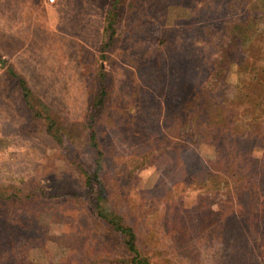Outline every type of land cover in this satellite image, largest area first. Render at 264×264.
<instances>
[{
	"label": "rangeland",
	"instance_id": "374dc122",
	"mask_svg": "<svg viewBox=\"0 0 264 264\" xmlns=\"http://www.w3.org/2000/svg\"><path fill=\"white\" fill-rule=\"evenodd\" d=\"M247 1L0 0V264H125L101 210L150 264H264V135L195 137L190 104L201 85L242 97L241 47L219 42L230 54L210 75L221 47L201 40L246 27ZM234 106L242 129L250 110Z\"/></svg>",
	"mask_w": 264,
	"mask_h": 264
},
{
	"label": "trees",
	"instance_id": "16d2710c",
	"mask_svg": "<svg viewBox=\"0 0 264 264\" xmlns=\"http://www.w3.org/2000/svg\"><path fill=\"white\" fill-rule=\"evenodd\" d=\"M115 1L119 2V0H113L114 4ZM185 1L193 4L197 3V0ZM244 1L245 0H238V4L247 6V4H243ZM248 2H250V22L246 27L238 29L233 27L229 32L226 31L225 33V29L223 28L217 30L212 29L208 33V36L205 35V39L201 40L205 45L211 43L212 46L216 47L221 41L234 42L231 45L240 46L241 49L238 50L234 58L238 66V68H236V73L240 75V77L242 75L246 77L240 84L242 97H239L235 102L229 100L230 98L228 99L226 94H224V98L221 102L218 100H211L209 92H219L221 91V86L218 84L213 87L208 86L205 91L201 85L190 101L191 105H195V109L192 110L196 113L194 116H191V119L193 121L195 119H204L202 127H200L201 125L193 124L194 127L192 131L195 133V137H200L201 132L205 130H207L205 131L206 133L217 131L224 136L232 138L254 139L264 135V0H249L247 3ZM132 4L133 3L130 2V5ZM195 6L192 7L194 8ZM258 34L261 35V45L259 47L255 43L256 39H254ZM247 43H250V55H248L247 49L249 47L246 46ZM219 46L221 47L220 43ZM197 52L198 50H194L192 51L193 54H189L188 56L192 63L197 62L199 65L198 55H196ZM212 53L214 56L211 54L209 61L207 60L210 62L207 63V65L212 67L210 75L213 73L220 74L223 72V69L221 67V61L219 60L225 61L230 53L223 46L221 49L213 51ZM215 56L216 58L212 60L211 57ZM249 60L250 63H248ZM0 61L4 62L1 58ZM244 63H247V65H244ZM248 64H250V66ZM210 78L211 76H209V79ZM98 82L99 90L96 93V102L92 105V110L89 115V124L91 128L89 142L90 145L97 150V156H95L96 167L88 178L87 183L90 187H92L91 185H93L95 180L97 183H101L98 184L99 187L96 194V196L101 199L105 195L104 183L99 175V171L102 168V156L98 148L97 137L92 123L95 121L96 116L100 113L104 105L103 98L106 95V88L101 81L98 80ZM220 82L224 83L222 81ZM20 84L22 88H25L26 85L23 79L20 80ZM208 84L209 82H207V85ZM248 90H250V92ZM226 93L228 95V91ZM235 104H238L239 107H242L240 104H243L244 108H241L243 110L241 117H243L244 121L245 112L250 110V123L246 125L245 122L244 128L242 129H237V124L241 121H238L239 112L238 108L234 106ZM98 218L105 226V229L109 231L108 233L106 232L107 235H112L113 242L117 245L116 247L126 252L127 256L125 255V260H123L125 264H150L147 259L141 257L137 245L136 234L131 226L122 223V219L115 214H104L103 210L99 212Z\"/></svg>",
	"mask_w": 264,
	"mask_h": 264
}]
</instances>
